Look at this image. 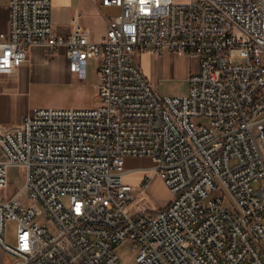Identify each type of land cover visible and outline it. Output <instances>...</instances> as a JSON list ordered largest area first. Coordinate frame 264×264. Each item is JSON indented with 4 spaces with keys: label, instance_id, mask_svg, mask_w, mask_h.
<instances>
[{
    "label": "built area",
    "instance_id": "obj_1",
    "mask_svg": "<svg viewBox=\"0 0 264 264\" xmlns=\"http://www.w3.org/2000/svg\"><path fill=\"white\" fill-rule=\"evenodd\" d=\"M92 1L119 10L99 43L78 18L58 35L51 0H9L0 75H15L34 47L63 49L79 80L99 64L100 103L0 126V251L12 264H121L120 245L133 264H264V0ZM142 52L197 62L187 94L160 96ZM141 159L149 165L127 170ZM10 167L24 181L12 194ZM138 172L140 187L124 183ZM151 176L170 199L134 215Z\"/></svg>",
    "mask_w": 264,
    "mask_h": 264
},
{
    "label": "crops",
    "instance_id": "obj_2",
    "mask_svg": "<svg viewBox=\"0 0 264 264\" xmlns=\"http://www.w3.org/2000/svg\"><path fill=\"white\" fill-rule=\"evenodd\" d=\"M51 5V21L54 31L58 35L68 36L71 32L72 20L78 18L81 26L91 30L94 42L99 43L105 37L107 20L111 17L103 14L107 7H101L92 0H51ZM112 9L119 12L116 8ZM8 29L9 0H0V33H7ZM141 57L143 68L137 61V58L140 59ZM137 58L136 61L140 70L151 85L153 77L188 81L191 73L196 71L198 67L197 62L174 53H163L159 57H154L147 52H142ZM90 62L99 66L96 61L89 60L86 78L79 80L75 74L69 71L63 49L34 47L29 52L27 61L23 63L15 75H0V126L10 130L19 125L27 113L34 110L32 108V93L35 84H86L90 72L96 74L99 83V68L90 70ZM128 161L126 167L127 170H130L133 167H128ZM138 175L136 185L133 187H140L145 180V172H138ZM5 256L6 254L0 251V264H12V262L6 263Z\"/></svg>",
    "mask_w": 264,
    "mask_h": 264
},
{
    "label": "rangeland",
    "instance_id": "obj_3",
    "mask_svg": "<svg viewBox=\"0 0 264 264\" xmlns=\"http://www.w3.org/2000/svg\"><path fill=\"white\" fill-rule=\"evenodd\" d=\"M188 0H173L175 4L186 3ZM105 16H115L118 11L112 8H107ZM103 33V29H102ZM141 68H143V59L137 58ZM241 60L238 57L233 58V63L238 64ZM98 69L99 66L90 62V70ZM154 69V66H152ZM153 88L160 96H182L187 94L189 83L185 79H159L153 77L151 81ZM98 79L96 74L89 73V79L86 84H35L32 93V108L34 109H90L96 107L100 100L97 95ZM234 162H231L233 165ZM149 161L146 159L130 160L128 167H147ZM139 175L138 173L128 174L124 178V183L135 186ZM8 178L11 188L8 194H12L23 186V174L19 168H10L8 170ZM0 194H3L0 190ZM170 199L168 190L157 176H151L148 181V187L144 193L139 196L130 206V211L134 215H150L158 209L162 208ZM5 241L8 244L14 243V235L16 231V223L8 222ZM121 264H133L134 254L130 251L127 245H120L116 248ZM6 263H11L12 258L9 255L5 256Z\"/></svg>",
    "mask_w": 264,
    "mask_h": 264
}]
</instances>
